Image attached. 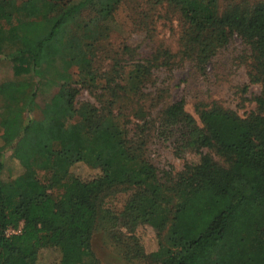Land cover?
<instances>
[{
    "label": "trees",
    "instance_id": "1",
    "mask_svg": "<svg viewBox=\"0 0 264 264\" xmlns=\"http://www.w3.org/2000/svg\"><path fill=\"white\" fill-rule=\"evenodd\" d=\"M121 2L0 0V56L13 70L0 81V140L22 167L4 180L0 162V264H37L44 244L59 251V264H100L91 241L116 194L125 196L122 227L165 232L157 264H264V114L243 118L215 105L200 110V127L183 101L168 106L166 126L182 124L190 149H212L226 165L205 155L178 177H161L115 108L116 98L136 95L133 115L145 116L138 96L150 71L119 67L104 78L94 68ZM168 2L189 24L191 50L206 57L236 34L251 46L264 82V0L221 16L216 0ZM100 82L102 97L110 90L116 98L77 107L76 85ZM50 87L57 90L37 116L38 97ZM78 163L101 174L82 180L71 173Z\"/></svg>",
    "mask_w": 264,
    "mask_h": 264
},
{
    "label": "rangeland",
    "instance_id": "2",
    "mask_svg": "<svg viewBox=\"0 0 264 264\" xmlns=\"http://www.w3.org/2000/svg\"><path fill=\"white\" fill-rule=\"evenodd\" d=\"M216 1L221 16L226 11L247 10L261 0ZM115 8L107 23L110 27L108 37L98 46L94 68L104 78L114 75V69L119 67L135 71L144 66L149 70L141 85L143 92L138 96L139 105L146 114H141L143 120L133 115L136 95L132 101L120 99V102L110 95L109 90L103 98V82L97 89L89 84L76 85L79 91L76 106L88 103L100 107L105 99L116 98L118 105L115 108L122 111L130 136L136 134L145 141V155L161 177H178L187 166L199 163L205 155L225 166L224 159L212 149H190L183 133L184 126L167 127L165 111L168 106L183 101L185 112L200 127V110L215 105L243 118L252 113L264 114V82L254 69L251 46L235 34L225 45L208 52L205 57L198 49L196 52L191 50L192 42L187 43L191 35L189 24L168 0H122ZM84 17L87 19V15ZM12 78L11 64L0 56V81ZM116 81L111 83L112 86L118 83ZM56 90L46 88L39 95L37 116L41 115L42 108L48 106ZM0 146V162L4 165L2 178L7 180L20 175L22 167L13 159L11 150L6 149L1 140ZM71 173L88 181L99 176L101 171L78 163ZM39 176L43 182H49V173L41 172ZM124 200L123 194L112 195L100 215L91 241L95 258L100 264H157L156 254L165 232L159 236L148 225H140L134 230L122 227L119 211ZM59 261L60 254L56 248L48 244L40 248L37 264H59Z\"/></svg>",
    "mask_w": 264,
    "mask_h": 264
},
{
    "label": "built area",
    "instance_id": "3",
    "mask_svg": "<svg viewBox=\"0 0 264 264\" xmlns=\"http://www.w3.org/2000/svg\"><path fill=\"white\" fill-rule=\"evenodd\" d=\"M10 231H11V230H10ZM11 232H15V231H11ZM11 232H10V233H11Z\"/></svg>",
    "mask_w": 264,
    "mask_h": 264
}]
</instances>
